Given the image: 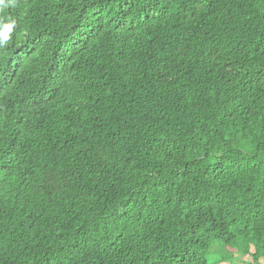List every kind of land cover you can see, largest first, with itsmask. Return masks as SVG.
<instances>
[{"label":"trees","instance_id":"obj_1","mask_svg":"<svg viewBox=\"0 0 264 264\" xmlns=\"http://www.w3.org/2000/svg\"><path fill=\"white\" fill-rule=\"evenodd\" d=\"M9 15L0 264H264V0Z\"/></svg>","mask_w":264,"mask_h":264},{"label":"clouds","instance_id":"obj_2","mask_svg":"<svg viewBox=\"0 0 264 264\" xmlns=\"http://www.w3.org/2000/svg\"><path fill=\"white\" fill-rule=\"evenodd\" d=\"M15 7L16 0H0V13ZM17 27V20L12 16L0 17V49L12 43Z\"/></svg>","mask_w":264,"mask_h":264},{"label":"rangeland","instance_id":"obj_3","mask_svg":"<svg viewBox=\"0 0 264 264\" xmlns=\"http://www.w3.org/2000/svg\"><path fill=\"white\" fill-rule=\"evenodd\" d=\"M214 254H212L211 259L212 261H215L217 259H221L224 258V255L227 257L230 256V254H228V251L226 250L225 253H221L219 252L220 246L218 244H214ZM213 253V252H212ZM221 253V254H219ZM228 259V260H227ZM227 259H222V263L221 264H231V263H235V264H245V262L251 261L250 258H248L247 256L243 255L242 253H240V251H238L235 256L227 258ZM252 263V262H251ZM253 264V263H252Z\"/></svg>","mask_w":264,"mask_h":264}]
</instances>
